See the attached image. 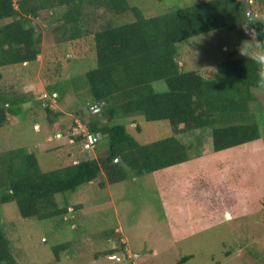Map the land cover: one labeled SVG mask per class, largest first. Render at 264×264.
<instances>
[{
	"label": "trees",
	"instance_id": "obj_1",
	"mask_svg": "<svg viewBox=\"0 0 264 264\" xmlns=\"http://www.w3.org/2000/svg\"><path fill=\"white\" fill-rule=\"evenodd\" d=\"M248 1L205 0L188 6L174 5L154 14L131 0H0V69L28 65L22 68L27 69L38 61L45 48L42 30L32 17L43 12L53 10L48 15L54 24L47 27V34L52 31L57 43H73L91 35L96 60L85 75L73 78L72 84L78 88L83 79L92 101L99 103V110L90 112L92 118L85 122L88 136L81 133L76 139L84 141L90 134H101L109 144L108 152L99 158L88 157L50 171L41 169L36 152L27 146L0 151V204L16 202L25 219H52L71 212L69 203L61 204L58 195L73 193L100 176H104L99 184L103 188L133 175L154 172L159 178L158 187L168 186L161 193L168 194L165 204L176 212L184 238L214 225L213 219L225 213L226 195L248 201L253 207L251 212L263 211L264 179L261 189H242L243 180L248 178L246 171L255 164L252 159L261 165L251 176H264V162L259 160L262 155L258 158L256 154L264 149V106L256 92L264 85L260 83L259 66L236 46L211 68L187 69L178 59L180 42L221 28L234 30L238 23L248 24L251 31L238 30L237 45L241 46L245 39L252 40L259 51L264 43L262 2H253L254 6ZM88 3L99 11L97 29L84 26ZM59 7L64 10L56 15ZM80 57L84 55L79 53L75 59ZM3 74L1 70L0 81ZM54 75L47 77L52 79ZM159 81L166 88L161 84L158 88ZM40 94L29 91L18 95L0 86V128L20 121L28 114L24 107L38 102L45 107L49 123H56L54 118L62 113L45 104ZM74 112L79 118L83 116L81 109ZM138 115L147 121L168 120L170 131L142 143L129 132L126 122L128 116ZM29 118L39 117L36 114ZM137 126L141 132L140 124ZM57 130L62 132L60 127ZM196 131L202 135H196L193 141L179 137ZM208 145L211 150L204 152ZM197 158L212 168L202 170L201 181L189 175L194 167L188 164ZM167 169L172 170L164 172ZM196 186L200 188L196 190ZM104 234L110 238L113 230ZM119 244L98 252L97 257L124 250L125 243ZM10 246L11 240L0 223V264H20ZM68 247L69 242L53 245L57 259L60 251ZM263 252L259 254L264 260ZM191 257L185 255L176 264H185Z\"/></svg>",
	"mask_w": 264,
	"mask_h": 264
},
{
	"label": "rangeland",
	"instance_id": "obj_2",
	"mask_svg": "<svg viewBox=\"0 0 264 264\" xmlns=\"http://www.w3.org/2000/svg\"><path fill=\"white\" fill-rule=\"evenodd\" d=\"M200 1L205 0H131V3L159 14L174 5L188 6ZM256 1L260 4L262 2L260 18L263 19L264 0L248 2L255 6L253 2ZM89 5L88 3L83 14L84 26L93 30L99 28V19L96 18L100 15L99 11L93 9L95 6ZM63 10L56 8V15ZM52 11L43 12L37 18L32 17L34 24L42 30V47L45 48L38 61L27 69L22 68L28 65L0 69L4 73L0 86L7 91L18 95L29 91L41 93L40 98H44L45 104L62 113L54 118L53 122L56 123H49L48 114L41 102L28 104L24 107L28 109L27 115H23L18 122H9L0 128V151L27 146L30 151L36 152L44 171L88 157L99 158L109 150L108 141L102 135L93 142L90 137L84 141L76 139L81 133L88 136L85 122L92 118L90 112L95 111V106L99 108V103L92 101L84 87L83 79L78 82V88L72 84V79L85 75L96 60L91 35L73 43H57L52 31L47 34V27L51 22L54 24L48 15ZM241 29L251 31L248 24L238 23L234 30L221 28L180 42L179 62L187 69H205L226 59L235 46L249 54L258 51L253 47L252 40L245 39L241 46L237 45V31ZM79 53L84 58L76 60ZM51 74L56 76L49 79L47 76ZM159 84L166 88L164 82L159 81L158 88L161 87ZM57 85L59 89L54 90ZM256 92L264 106V85L257 88ZM75 109L83 110V116L79 118ZM36 114L38 119L29 118V115ZM128 117L126 122L129 132L142 143L151 142L170 131L168 120L147 121L142 115ZM137 124H140L141 132L137 130ZM58 127L62 129L61 133L57 130ZM197 132L179 134V137L183 141H193L196 135H202ZM210 150V145L203 149L204 152ZM256 154L258 158L262 155L259 160L264 162V149L263 152L256 151ZM251 162L255 164L246 171L248 178L242 184L245 191H250L252 186L261 189L264 179L261 173L251 176L255 168L261 165L256 158ZM188 165L194 167L189 175L199 181L203 171L212 170L211 166L203 165L198 158ZM103 178L104 176H100L91 183L81 185L73 193L58 195L61 204L67 201L71 207V212L58 218L25 219L20 215L16 202L0 204V223L4 225L11 240L10 250L15 257L18 256L20 264H176L185 255H192L185 264H264L259 254L264 251V209L251 212L253 207L248 201H238L235 197L226 195L223 197L227 206L225 213H220V218L213 219L214 225L196 230L184 238L176 212L165 204L168 194L161 193L168 186L158 187L159 178L156 173L133 175L124 182L99 188ZM227 190L231 191L229 188ZM190 192L192 195L195 193L192 189ZM205 195L203 193L202 196ZM107 230H113L110 238H106L104 234ZM120 241L125 243L124 250L116 251L113 255L102 253L97 257L98 252L120 246ZM62 242H69L70 247L61 250L60 258L57 259L52 247Z\"/></svg>",
	"mask_w": 264,
	"mask_h": 264
},
{
	"label": "clouds",
	"instance_id": "obj_3",
	"mask_svg": "<svg viewBox=\"0 0 264 264\" xmlns=\"http://www.w3.org/2000/svg\"><path fill=\"white\" fill-rule=\"evenodd\" d=\"M242 54L248 56L251 60H253L258 66H259V72L258 75L260 77V83H264V43L261 42L260 44V50L256 51L255 53L249 55V52L246 50H242L241 49ZM99 108L98 106H95V111H98ZM94 135L92 142L95 140V138H97V135L95 134H90V138H92L91 136ZM99 137V136H98ZM60 217V216H58ZM55 217V218H58Z\"/></svg>",
	"mask_w": 264,
	"mask_h": 264
},
{
	"label": "water",
	"instance_id": "obj_4",
	"mask_svg": "<svg viewBox=\"0 0 264 264\" xmlns=\"http://www.w3.org/2000/svg\"><path fill=\"white\" fill-rule=\"evenodd\" d=\"M99 135H101V134H99ZM91 137L93 138V137H94V135H92Z\"/></svg>",
	"mask_w": 264,
	"mask_h": 264
}]
</instances>
